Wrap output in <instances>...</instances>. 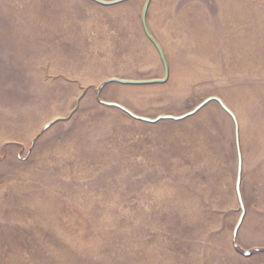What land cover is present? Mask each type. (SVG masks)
Instances as JSON below:
<instances>
[{
	"label": "rangeland",
	"instance_id": "1",
	"mask_svg": "<svg viewBox=\"0 0 264 264\" xmlns=\"http://www.w3.org/2000/svg\"><path fill=\"white\" fill-rule=\"evenodd\" d=\"M145 3L0 0V264H264V0Z\"/></svg>",
	"mask_w": 264,
	"mask_h": 264
},
{
	"label": "water",
	"instance_id": "2",
	"mask_svg": "<svg viewBox=\"0 0 264 264\" xmlns=\"http://www.w3.org/2000/svg\"><path fill=\"white\" fill-rule=\"evenodd\" d=\"M97 4H100L102 6H111V5H116V4H119V3H122V2H125V1H128V0H116L114 2H105V1H102V0H91ZM149 1L150 0H146V3H145V6L142 10V17H141V22H142V26H143V29H144V32L146 34V36L151 40V42L156 46L159 54H160V57L163 61V64L164 66L165 65V61H164V57H163V54L160 50V48L158 47V45L156 44V42L151 38V36L149 35L148 33V30L146 28V12H147V8H148V5H149ZM167 76L166 74V67H165V77ZM162 81H151V82H146V83H149V84H156V83H160ZM108 83H120V84H123V85H134V84H137L136 82H131V81H124V80H118V79H111L108 81ZM212 101H216L220 106L221 108L227 112L231 118L233 119L234 121V124H235V129H236V138L238 136V129H237V124H236V120H235V117L234 115L224 106V104L217 98H210V99H207L205 100L202 104H200L196 110H194L193 112L189 113L188 115L186 116H182V117H179V118H176V117H172V116H165V117H160V118H157L156 120H149V119H146V118H139L133 114H130L129 112H127L131 117H133L134 119H139L143 122H146V123H156L157 121L159 120H182V119H185L186 117H189V116H192L194 115L198 110H200L203 106H205L206 104H208L209 102H212ZM104 105H107L109 107H115V108H119V109H122L124 110L123 108H121L120 106L116 105V104H110V103H103ZM126 111V110H125ZM238 159H239V168H238V176H237V180H236V195H237V198H238V201L240 203V206H241V209L243 211V208H242V201H241V198H240V191H239V187H240V173H241V163H240V154L238 152ZM242 219H243V215L242 217L240 218L239 222H238V225L236 226L235 228V231L233 233V240L236 239V235H237V232H238V229L242 223ZM236 247V245H235ZM245 256H249V253L248 252H245L244 253Z\"/></svg>",
	"mask_w": 264,
	"mask_h": 264
}]
</instances>
